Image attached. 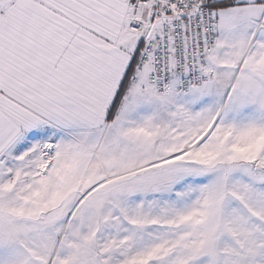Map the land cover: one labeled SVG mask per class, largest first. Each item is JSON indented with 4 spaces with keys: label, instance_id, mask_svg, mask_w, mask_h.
I'll list each match as a JSON object with an SVG mask.
<instances>
[{
    "label": "snow or ice",
    "instance_id": "6c2138e0",
    "mask_svg": "<svg viewBox=\"0 0 264 264\" xmlns=\"http://www.w3.org/2000/svg\"><path fill=\"white\" fill-rule=\"evenodd\" d=\"M0 264H264V0H0Z\"/></svg>",
    "mask_w": 264,
    "mask_h": 264
}]
</instances>
